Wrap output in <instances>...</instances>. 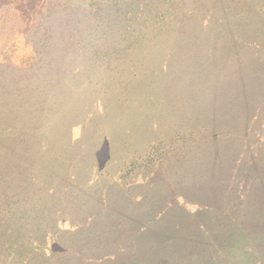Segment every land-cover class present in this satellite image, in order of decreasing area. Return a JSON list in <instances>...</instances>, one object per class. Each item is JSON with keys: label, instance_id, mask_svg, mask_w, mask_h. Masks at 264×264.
<instances>
[{"label": "trees", "instance_id": "obj_1", "mask_svg": "<svg viewBox=\"0 0 264 264\" xmlns=\"http://www.w3.org/2000/svg\"><path fill=\"white\" fill-rule=\"evenodd\" d=\"M170 1L73 0L69 12L57 10L72 43L63 36L55 60L29 69L34 74L46 63L45 75L30 87L5 89L0 78L14 118L36 114L48 128L34 146L52 156L43 178L35 182L29 173L20 194L10 192L17 200L36 191L45 198L29 209L40 213L34 224L41 241L32 246L39 264H108L111 250L133 244L140 257L127 264H264V107L227 95L231 75L194 31L212 25L218 7L248 5ZM215 33L218 42L224 32ZM148 47L155 48L148 61L133 57ZM189 114L211 134L193 145L184 144L194 138L190 126L181 132L185 120L176 119ZM0 126L23 128L4 120ZM5 174L0 185L10 187ZM123 218L140 226L126 242L106 241L111 223Z\"/></svg>", "mask_w": 264, "mask_h": 264}, {"label": "rangeland", "instance_id": "obj_2", "mask_svg": "<svg viewBox=\"0 0 264 264\" xmlns=\"http://www.w3.org/2000/svg\"><path fill=\"white\" fill-rule=\"evenodd\" d=\"M80 1L86 2V0ZM175 2L176 0H171L167 6H172ZM245 3L248 5L246 11L235 4L216 8L212 25H208L204 30L195 28L194 31L199 33L200 39H203V43L200 44L207 53L209 52V57L217 60L219 65L226 68L231 75V82L226 84L227 95L238 96L240 98L238 105L247 104L251 109L253 106L261 109L264 107V101L259 100L264 89V0H245ZM202 5V2L198 4L196 0L189 2L190 7L198 8ZM73 6V0H0V78L5 82L2 86L4 89L11 88L9 85L12 84L14 87H24L22 85L30 87L36 78L38 80L48 71L46 63L44 69L39 68L45 60L48 62V57L55 60L54 56L60 54L59 40L66 36L69 43H72L66 23L57 15L58 11L69 12ZM201 10H204V7ZM130 21L136 23L134 17H130ZM207 22L206 20L202 25ZM52 27L56 32L49 49L46 41L49 39L48 34ZM215 31L224 32L223 37L218 36V42L216 36L214 38ZM129 43V39L123 40L124 45ZM154 49L148 47L143 52L133 54V57L139 62L148 61L155 55ZM30 64H32L30 67H19ZM35 65L39 66V71L29 74V69ZM8 93L10 95L13 92L10 89ZM176 119L185 120L181 132L188 133L185 128L189 125L194 134L192 140L188 139L187 143L184 142L185 145L188 143L193 145L205 135H211L207 129L198 128L191 121L190 114L185 118L180 116ZM2 120L20 122L23 128L3 130L0 126V172L7 174H5L6 179L10 184V187L0 185V264H39L40 259L32 246L35 244L34 241H41L34 224L40 213L29 209L35 206L39 208L40 204H45V198H42L35 189L36 193H30L31 196L26 199L17 200L16 196L20 194L21 187L31 180L30 177L22 178L23 176L30 173L29 176H36L35 182L44 176L42 165L50 161L52 156L34 146L37 137H47L48 128L45 127L46 124L43 128L40 126L41 118L36 114L31 121L14 118L13 113L8 110V104L0 97V124ZM35 124L38 126L35 127ZM26 127L29 132L25 136H20L23 135L20 130H25ZM13 182L16 186L12 187ZM12 191L16 196L13 194L11 196ZM42 212L46 215V212ZM134 221L123 218L111 223L109 232L111 236H106V241L117 244L126 242L130 234L140 226V222L137 224ZM60 226L62 229L67 228L64 220L60 221ZM56 229L54 232L61 236V231L58 232L59 229ZM137 241L134 240L135 243ZM9 244L13 246L10 247ZM139 255V245L133 244L125 249L111 250L106 257L110 259L108 264H119V262L127 264L129 256L136 260ZM90 260L87 258L79 262L67 261L65 264H101Z\"/></svg>", "mask_w": 264, "mask_h": 264}]
</instances>
